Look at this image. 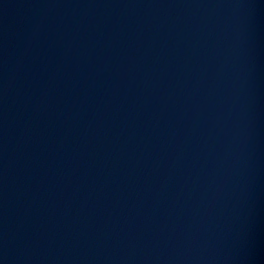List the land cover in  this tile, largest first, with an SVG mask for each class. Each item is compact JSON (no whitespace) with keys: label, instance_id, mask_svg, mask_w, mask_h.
I'll use <instances>...</instances> for the list:
<instances>
[{"label":"water","instance_id":"water-1","mask_svg":"<svg viewBox=\"0 0 264 264\" xmlns=\"http://www.w3.org/2000/svg\"><path fill=\"white\" fill-rule=\"evenodd\" d=\"M0 264H264V0H0Z\"/></svg>","mask_w":264,"mask_h":264}]
</instances>
